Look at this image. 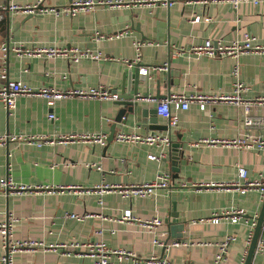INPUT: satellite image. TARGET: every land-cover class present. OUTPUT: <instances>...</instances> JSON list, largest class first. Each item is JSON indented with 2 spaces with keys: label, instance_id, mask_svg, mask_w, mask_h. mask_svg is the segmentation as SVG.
<instances>
[{
  "label": "crops",
  "instance_id": "0c3cea01",
  "mask_svg": "<svg viewBox=\"0 0 264 264\" xmlns=\"http://www.w3.org/2000/svg\"><path fill=\"white\" fill-rule=\"evenodd\" d=\"M5 1L0 0V4ZM36 1L9 0L20 5ZM71 1L44 0V4L64 6ZM196 14L212 19L192 21ZM122 29L127 32L120 37L102 38L96 42L93 39L95 31L108 34ZM243 31L250 32L257 43L264 44V2L257 5L241 3L234 8L229 0L206 4L176 0L169 7L96 8L74 16L0 10V72L4 70L9 79H18L35 87L103 84L120 94L127 69L134 71L137 65L150 66L145 73L148 83L138 84L137 112L126 114L124 120L115 121L123 106L117 100L67 97L57 99L49 106L39 95L20 94L12 111L0 99V133L52 135L102 131L107 138L111 127L115 129L114 135L132 130L164 133L168 129L151 130L145 125L149 116H156L159 124H168L167 118L156 111L149 112L160 98L172 92L193 90L227 93L232 87L230 67L235 58L231 55H199L192 47L202 44L206 38L229 42ZM134 40L141 42V58L139 64L130 67L123 57L132 59L135 56ZM3 44L7 46L6 50L1 49ZM17 44L26 47L77 45L97 49L106 58L87 57L74 61L63 56H27L13 50L12 46ZM164 62L168 65L166 70L155 67ZM238 62L241 79L248 86L244 96L262 93L264 55L253 51L242 53ZM4 82L5 79L0 78V85ZM147 94L157 100L139 97ZM144 109L145 116H142ZM50 111L55 114L53 119L47 116ZM172 111L177 113L178 121L171 130V142L182 143L180 158L174 163L148 157L149 153L167 155L170 144H136L118 141L114 135L112 139H106L104 145L84 141L37 145L23 140L0 145V176L9 174L20 182L64 187L22 194L0 191V220L5 219L9 211L18 217L13 227L14 236L53 246L22 249L14 254L13 264H94L87 249H70L68 254L60 244L98 239L110 248L123 247L140 255L154 252L166 256L172 264H212L217 242L227 233H233L236 238L228 245L226 258L218 264H241L243 252L248 250L251 240H248L250 221L254 214L258 215L264 195L261 197L255 188L242 192L237 187L206 183L234 179L239 165L247 169L250 179L264 178V149L194 143L208 137L226 138L244 132L264 134V126L246 127L242 121V108L225 101L208 102L204 109H200L197 102H191L186 109L172 108ZM250 112L264 119V106H253ZM163 170L171 173L170 187L157 189L152 195L130 198L116 190L100 194L96 188L102 182L124 185L149 181L157 171ZM71 185L78 186L67 188ZM172 196L178 219L185 221L183 230L175 227V233L183 234V239L169 237L164 220L172 209ZM99 197L103 204L99 203ZM231 206L243 207L245 218L238 222H191ZM127 208L139 220L123 219V211ZM155 215L163 219L161 227L167 231L165 239H178L186 244L173 245L168 251L153 245L151 233L143 229L140 220ZM2 253L0 236V255ZM251 264H264V227Z\"/></svg>",
  "mask_w": 264,
  "mask_h": 264
},
{
  "label": "built area",
  "instance_id": "2783aa9c",
  "mask_svg": "<svg viewBox=\"0 0 264 264\" xmlns=\"http://www.w3.org/2000/svg\"><path fill=\"white\" fill-rule=\"evenodd\" d=\"M176 0H72L69 4L64 6H47L44 4V0H37L33 4L20 5L13 2L1 3L0 10H8L13 12H22L28 14H53L74 16L79 12H88L96 8H121L132 7L136 5H146L151 7H169ZM198 1L201 4H206L208 1L219 0H193ZM234 8H237L241 3H252L257 5L263 3L264 0H229ZM204 19L210 21L211 16H202L196 14L192 17V21H200ZM127 32V29L115 31L113 33H100L95 31L93 39L96 41L107 38L112 39L122 36ZM141 42L134 40L135 56L132 59L123 57V60L132 67L133 64H139ZM13 50L18 54L31 55H43L46 57L63 56L69 60L77 61L81 58H93L100 59L106 58L102 56L99 50H93L89 47H79L77 45L69 46H33L26 47L23 44H17L12 46ZM1 49L6 50L5 44L1 45ZM192 50L199 55L207 56H222L231 55L235 58L234 63L230 67V75L233 78L231 90L227 93H202L196 90L189 93L172 92L168 96L160 98L157 101L155 107L156 113L167 118L169 128L166 132H147L140 133L138 131H120L115 133L114 138L118 141H129L136 144L152 145H169L171 143V130L176 126L178 121V115L172 111V108L186 109L191 102H197L200 109H204L206 103L225 101L227 103L234 104L242 108L243 118L242 121L246 127H263L264 119L261 115H253L250 110L253 106H264V91L253 97H245L244 92L248 89L246 83L240 76V64L238 57L242 53L257 52L264 55V44L257 43L255 36L248 31H243L240 35L236 36L229 42H223L221 40H212L211 38L204 39L202 44L192 47ZM140 72L146 73L150 66L137 65ZM159 69L166 70L168 65L164 62L162 65L155 66ZM0 78L5 79L4 84L0 85V99L3 101L9 111H12L16 107V97L20 94L27 95H39L43 97L49 106H53L57 99L67 97H80V98H97V99H109L117 100L119 93L103 84L86 85V86H64L58 87L53 84H46L41 86H33L27 82H23L18 79H9L4 70L0 72ZM140 98L148 100H157L150 95L139 96ZM48 118L53 119L55 114L53 111L47 113ZM106 133L102 131H69V132H57L48 135L47 133H31V132H11L0 133V145H4L8 141L23 140L28 143H36L41 145L42 143H71V142H90L104 145L106 142ZM206 143L214 145L221 143L223 145L234 146L237 148H256L264 149V134H253L249 132L239 133L233 137L226 138H214L208 137L205 139H199L194 144ZM165 154L149 153L150 159L160 160ZM94 165L95 163H87ZM100 168L99 165H96ZM171 173L169 171H157L154 178L149 181L143 182H131L128 184H108L99 183L96 185L98 193L104 191L116 190L123 197H143L155 194L157 189H169L171 184ZM184 184V183H183ZM197 184V183H193ZM204 184V183H200ZM207 185H221L224 187H237L240 191L255 188L260 192L261 197L264 195V178H252L247 175V169L244 166H238L237 177L226 181H212L206 183ZM78 185H71L67 188H75ZM64 188L63 186L54 187L43 184H32L16 181L11 175L0 176V191L6 194H22L33 191H40L41 189H56ZM99 203L103 204L102 197H99ZM246 216V210L243 207H226L217 211H213L211 215L207 217H200L193 219L191 222L210 221L212 223H218L221 221L238 222L244 219ZM257 214L252 216L250 221V231L248 234V240L251 239L254 226L256 224ZM123 219L132 220L136 218L131 209L127 208L123 211ZM18 217L11 211H9L5 219L0 220V236L1 246L3 253L0 255V264H13V256L16 252L25 248H34L35 246H43V248H51L50 246H44L41 242L34 239H22L17 238L13 234V227ZM163 219L157 215L151 216L146 219L140 220V225L143 229L147 230L152 235V244L163 247L168 251L173 245L186 244L184 241L178 239L167 240L166 229L162 228ZM262 227H264V219L262 221ZM236 236L233 233L225 234L217 242V250L214 253L212 264H218L220 261L226 258L228 245L235 240ZM60 246L67 249V253L70 249H87V254L93 258L94 264H172L166 256H160L156 253L149 255H140L131 249L123 247L110 248L105 245L102 240L81 242L72 240L67 243H61ZM247 250L243 252L241 264L244 263Z\"/></svg>",
  "mask_w": 264,
  "mask_h": 264
},
{
  "label": "water",
  "instance_id": "95a60500",
  "mask_svg": "<svg viewBox=\"0 0 264 264\" xmlns=\"http://www.w3.org/2000/svg\"><path fill=\"white\" fill-rule=\"evenodd\" d=\"M9 0H6L5 3H8ZM141 82L148 83V78L145 73H139V69L136 67L135 70H131V68L127 69L123 74L122 80V88L121 93L119 94V98L117 99L118 103H121L123 106L119 109L115 121L124 120L123 117L128 113H136L138 107V101L135 99L138 93V84ZM160 98V96H157ZM142 116H145V109L141 110ZM155 108H152L149 112L155 113ZM146 127L154 130V129H168V124H159L157 123L156 116H149L147 119V123H145ZM114 127H111L110 133L106 138L107 141L113 138L114 135ZM180 138L181 135L178 134ZM181 145L180 141H174L170 143L168 154L163 156V160H170L171 163H174L177 159L180 158L181 155ZM173 171H178L176 168L172 169ZM172 209L168 213V217H166L165 223L169 229V237H180L183 239V234L175 233V227H178L180 230H183L185 221H180L178 219V212L175 208V198L172 196ZM264 219V198L262 201V205L260 211L256 217V224L254 226L253 234L249 243V247L247 250V254L243 264H251V260L256 248V244L259 238L260 231L262 229V221Z\"/></svg>",
  "mask_w": 264,
  "mask_h": 264
}]
</instances>
